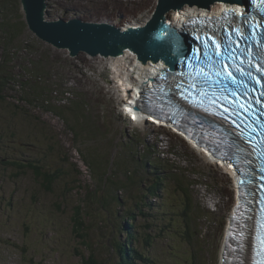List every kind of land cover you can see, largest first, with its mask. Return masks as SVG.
Masks as SVG:
<instances>
[{
  "label": "rangeland",
  "instance_id": "1",
  "mask_svg": "<svg viewBox=\"0 0 264 264\" xmlns=\"http://www.w3.org/2000/svg\"><path fill=\"white\" fill-rule=\"evenodd\" d=\"M154 2L47 0L45 15L48 19L78 16L83 20H107L117 26H137L145 24ZM21 13L25 28L18 36L19 45L32 43L34 49L29 55V46L25 50L21 47L20 65L15 71L22 74L20 66L23 63L27 70L32 66L34 72L47 71L51 87L46 94L49 102L44 105L49 104L48 108L55 109L56 113L39 106L43 100L18 85L14 86L16 91L6 93L3 102L0 101V264H85L83 257L89 254L100 263L117 264L120 257L113 238L124 237L120 231L123 216L119 217L117 212L124 208L111 207L109 214L98 209L92 196L97 183L91 173L88 176L85 163L89 158H97L110 170L112 162L113 169L123 170L124 159L137 158V151L160 161L158 174L173 178L183 175L190 185L189 190H193L195 202L206 212L210 211L209 222L201 219L197 229L208 235L198 258L204 264H223L226 230L237 204L238 190L232 164L213 156L207 149L194 147V142L187 141L184 134L177 133L175 126L160 120L162 118L153 119L144 114L133 122L123 112L129 107L127 101L136 95L129 77L136 71L134 65L142 63L137 61L136 54L133 58L132 53H125L132 65L118 64L98 55L90 57L84 51L71 56L69 49L56 48L29 31L22 10ZM128 66L129 76L123 73ZM72 90L79 92L72 95L69 93ZM63 91L66 92L63 94ZM23 94L28 96L29 104L12 97ZM76 98L78 101L73 102ZM84 121L89 124L82 123ZM131 135L136 136L131 138ZM34 156L41 160L40 164L46 161L62 164L61 167L68 164L70 177L79 180L81 185L62 195V184L53 192H47L40 187L41 180L35 179L31 170L13 176L16 170L7 159L32 161ZM135 165L139 169L140 163ZM117 177L121 180L120 174ZM170 180L172 185L167 186L168 193L163 192L164 195L157 196L154 201L162 206V197H166L170 205L166 207V218L155 222L164 235L156 244L158 249L150 251L153 258L158 257L159 264H187L184 262L186 254L180 255L171 248L172 244L177 245L178 237L168 230L175 227L167 226L168 216L180 208L182 220L183 196L172 178ZM36 188L37 196L33 193ZM135 192L131 189V193ZM117 194L125 198L122 190ZM145 210L148 209L145 207ZM160 210H155L156 216ZM148 211L154 214L153 210ZM76 217H79L77 224ZM135 264L141 263L136 260Z\"/></svg>",
  "mask_w": 264,
  "mask_h": 264
},
{
  "label": "trees",
  "instance_id": "2",
  "mask_svg": "<svg viewBox=\"0 0 264 264\" xmlns=\"http://www.w3.org/2000/svg\"><path fill=\"white\" fill-rule=\"evenodd\" d=\"M24 28L20 1L0 0V31H2L0 33V101L3 102L5 94L11 93V90L14 91V86L18 85L28 90L35 97L41 98L43 102L41 104L38 103L39 106L41 105L47 111L56 113L55 109L48 108L49 104L44 105L45 102H49L46 94H48V90L51 87L47 71L44 69V71L36 70L34 72L32 66L30 70H27L25 63L20 66L22 74H18L15 71L16 67L20 65L21 50H25L29 46L28 52L31 55L34 49L32 43H26L28 46H21L22 49L19 45L18 36L23 34ZM45 77H48V80ZM66 91L62 93L64 94ZM78 92L77 90L69 91L72 95H77ZM12 97H15L17 100H24L29 104V98L25 94L23 96L12 95ZM76 101H78L77 98L73 99V102ZM77 107H79V104H77ZM87 120L85 121L87 122ZM85 121L82 123L89 124L85 123ZM85 128L86 130L95 132L91 127ZM135 136L131 135L130 137L134 138ZM147 146V150H150L148 144ZM128 151L131 152L130 150ZM136 154L137 158L135 159L133 156L124 159L123 170L119 168L113 169V162L111 163L110 170L97 158H89L85 163L88 176L91 173L92 179L97 183V190L92 196L99 207L98 209L102 208L109 214L111 213V207L118 208L122 206L124 208H119L117 211L119 217L123 216L120 231L124 237L119 238L118 235L113 238V245L120 257L117 264H135L136 260L140 261L141 264H159L158 257L153 258V252L150 249H158L156 244L160 236L164 234L163 230L158 228L155 222L160 218V221L166 218V207L170 204L166 197H162L163 207L154 201L157 196H163V192L168 193L167 186L170 187L172 185L170 184L171 178L174 181L175 188L180 190L183 196L182 220L180 219V208L174 210L168 216L167 226L172 227L175 225V227L168 230H170L171 234H175L178 237L177 245L172 244L171 248L178 251L180 255L182 253L186 254L184 262H187V264H204L203 260H199L198 256L200 252H203V244L208 235L199 233L197 229L201 219L209 222L210 218L208 214L210 211L207 210L206 212L195 202L193 190H189L190 185L186 183L183 175L178 174L173 178L164 176L161 173L158 174L162 165L160 161L151 160L150 157H147V154H141L139 151ZM150 156H153V154ZM7 160L8 164L12 165L16 170L13 176H18L20 175L19 173L26 174L28 170H31L35 179L41 180L40 187L47 192H53L55 187L62 184L61 194L63 195L66 191L70 189L74 190L81 185L79 180L76 181L70 177L68 164L64 163L62 167V164L53 165L50 161L40 164L41 160L36 159V156L32 157V161L19 158ZM137 162L140 163L139 169L135 165ZM116 166L119 165L117 164ZM117 174L121 175V180L118 179ZM131 189H135L136 192L131 193ZM114 190H122L125 198L121 199L117 191L116 193L113 192ZM37 191L38 189L36 188L33 193L36 195ZM151 196L152 198H150ZM172 200L174 199L172 198ZM145 207L150 211L153 210L154 214L151 215L148 210H145ZM158 208L161 210L159 211L160 214L156 216L155 210ZM175 217H178L180 220H177ZM74 220L77 224L79 217L74 218ZM205 248L208 249V247ZM82 261H85V264H103L93 254L83 257Z\"/></svg>",
  "mask_w": 264,
  "mask_h": 264
},
{
  "label": "water",
  "instance_id": "3",
  "mask_svg": "<svg viewBox=\"0 0 264 264\" xmlns=\"http://www.w3.org/2000/svg\"><path fill=\"white\" fill-rule=\"evenodd\" d=\"M234 1L155 0L145 24L128 25L123 30L107 20H83L78 16L48 19L45 15L47 0H20V4L29 31L56 48L69 49L71 56L84 51L90 57L111 58L127 51L136 54L142 63L163 58L170 65L169 73L179 76L184 67L183 64L178 66L177 60L186 52L190 55L193 39L183 32L182 27L170 29L166 13L183 7L202 12L203 7L208 8L211 4L231 7ZM238 1L248 5V0Z\"/></svg>",
  "mask_w": 264,
  "mask_h": 264
},
{
  "label": "bare ground",
  "instance_id": "4",
  "mask_svg": "<svg viewBox=\"0 0 264 264\" xmlns=\"http://www.w3.org/2000/svg\"><path fill=\"white\" fill-rule=\"evenodd\" d=\"M234 4H238L240 6H244L243 4L244 3H241V2H238L237 0L234 1ZM222 6H218L216 4H213L211 5L209 8H205L203 7V10L202 12L201 11H197V10H193L191 7H188V8H181V9H176V11H170L168 13H166V20L169 25H170V29H179L184 21L188 20L190 17H198V16H202L204 17L205 14H221L220 13V9H221ZM228 10H231V7H227ZM209 18L208 16L205 18L207 19ZM180 19V20H179ZM113 24V23H112ZM138 24V23H137ZM141 24V23H139ZM115 25V24H113ZM143 25V24H142ZM115 25L114 27L117 28V27H120L122 30L123 26H117ZM167 32L169 31L168 28L165 29ZM186 32H191L192 33V37L194 38V40L196 41H199L198 39H201V38H195V35L193 33V30L188 28ZM199 37V36H198ZM127 51L123 52L124 54H121L120 56H115V57H111V58H107V59H110L111 61H115V63H122V64H126V63H129V58L128 56H126V53ZM190 55H188V52H186L185 55H182L178 58L177 60V65L180 66L181 65V62L182 61H186V58L188 60H190L193 56H194V53H193V49H190ZM132 57L133 58H136V55L135 54H132ZM131 58V57H130ZM132 58V59H133ZM109 61V60H108ZM117 61V62H116ZM138 61V59H137ZM139 62V61H138ZM118 63V64H119ZM140 63V62H139ZM130 65H132L131 63H129ZM193 65H197L195 63V61L193 60ZM122 66V65H121ZM169 64L167 63V61L163 58H159L158 60L154 61L152 59H148L146 60V62L144 63H140L137 64L136 66L134 65V69L136 70L134 72V74H131L129 76V66L128 68L126 69V71H124L123 73L127 72L128 76L130 77V80L131 82L134 83V88H135V93L136 95L134 97H131L130 101H128V104H127V109H130V108H133L134 109V105L135 107H139L138 108V111H132L130 109V113H132L133 115H131L132 117H135L136 119L138 118H142L145 115H149L151 116V118L154 119V116L152 114H147L146 111H148V101L145 100V98L143 97V90L146 92V90L149 88V86L152 87V84H153V79L154 77L157 75V74H162L163 72H167L169 73L170 71V68H169ZM185 71V68L183 70V72ZM132 72V71H131ZM121 75V74H119ZM171 108V107H170ZM142 109V110H141ZM158 119V118H157ZM160 120H164L166 122H170L173 126L174 125V121H172V118L171 117H167L166 119H160ZM177 121H182L181 118L177 119ZM153 122V121H152ZM166 125V124H165ZM204 132L203 128H201L198 133H200V135H202V133ZM211 133H216V131L213 129V127H211V130L209 132V134H207V138H210L212 135ZM203 137H204V134H203ZM215 137V135L213 136V138ZM205 138V137H204ZM235 148L237 149V152L234 153L235 156H237L234 160H231L229 159L228 157H226L224 160H227V162H230L232 164V168L234 169V177H236L235 179L238 180V182L241 180V177L239 176V178L237 177L238 175H240L243 171H252L254 172L251 168H248L246 167V164H245V161H246V158L244 156L245 154V151L248 152L246 149L243 150L242 147H241V143L242 141L245 140L244 137H241V136H238L237 134H235ZM236 141H239L237 144H236ZM213 156H217L215 154H212ZM238 157H240V161L239 159H237ZM223 160V159H222ZM240 172V173H239ZM256 173V172H254ZM237 206V204L235 205ZM245 216H241L237 219H241L243 221H245V223H248V220H246L244 218ZM240 232V231H239ZM224 264V262H223Z\"/></svg>",
  "mask_w": 264,
  "mask_h": 264
}]
</instances>
